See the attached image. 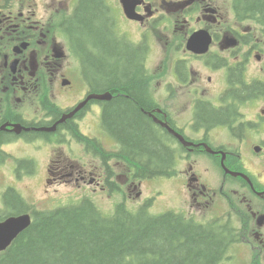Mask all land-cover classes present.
Here are the masks:
<instances>
[{"label":"flooded vegetation","instance_id":"af4514ba","mask_svg":"<svg viewBox=\"0 0 264 264\" xmlns=\"http://www.w3.org/2000/svg\"><path fill=\"white\" fill-rule=\"evenodd\" d=\"M81 1L0 0V221L34 214L39 200L49 201L53 190L74 180L111 188L112 172L119 169L128 172L118 178L129 191L140 184L132 172L139 169V158L128 157L118 136L112 133L128 162L107 158L99 137L88 144L76 135L81 121L88 118L92 126L104 120L106 102L114 97L100 88L85 60L86 51L101 61L111 57L89 39L80 40L81 47L73 36L71 23ZM101 3L111 43L131 51L142 74L149 102V110L142 111L154 134L168 151L179 149L178 165L183 166L190 204L197 207L194 213L198 218L212 209L223 210L217 216L235 213L246 262L264 264L261 25L235 14L227 19L214 0ZM198 30L213 37L204 53L188 47ZM209 112L222 114L205 118ZM172 136L175 143L167 141ZM156 162L152 167L166 165ZM40 165L42 175L35 172ZM101 171L106 172L104 178L97 173Z\"/></svg>","mask_w":264,"mask_h":264},{"label":"trees","instance_id":"16d2710c","mask_svg":"<svg viewBox=\"0 0 264 264\" xmlns=\"http://www.w3.org/2000/svg\"><path fill=\"white\" fill-rule=\"evenodd\" d=\"M233 6L238 17L264 24V0H234ZM71 26L75 38L99 44L111 57L101 61L86 51L85 60L100 88L114 94L106 102L104 123L123 142L128 157L139 158L136 176L166 174L165 166L152 167L156 160L159 165L165 161L166 167L171 166L172 155L142 111L149 110L142 74L133 53L111 43L101 0H82ZM221 114L209 112L205 118ZM232 236L229 223L209 227L186 224L172 213L155 216L145 207L133 211L124 203L107 217L91 200H85L39 213L3 253L0 264H214Z\"/></svg>","mask_w":264,"mask_h":264},{"label":"rangeland","instance_id":"374dc122","mask_svg":"<svg viewBox=\"0 0 264 264\" xmlns=\"http://www.w3.org/2000/svg\"><path fill=\"white\" fill-rule=\"evenodd\" d=\"M215 2L216 4H219L224 8L223 11L226 14V18L229 19L230 18L229 14L232 13V8H231L232 0H215ZM83 129L85 131L90 130L89 128H86V126ZM107 136H108L107 134H104L105 138ZM107 147L113 148L112 146H107ZM18 155H21V153L18 152ZM113 172L120 174L126 173L125 171L118 169ZM38 173L39 175H42L44 173V170L41 169ZM92 177L93 176H91V178ZM178 178H179L178 184H177V177L175 176L171 178L164 177L162 179H150L144 181L141 184V187H138V189L134 191L132 196H130L129 190L127 188H121V190H116L118 195L114 194L111 197H110V193H111L110 191H108L107 193L104 191H100L98 188L97 191H93V187H96L95 184L89 185L88 183H86L88 187L87 188L85 183H83V188H82L81 187L82 185H77V183L73 182L71 183L72 184L71 186L61 191L60 197L56 200L54 205L51 206H54L52 208H56L64 205L76 204L81 199L80 196H76V195L82 191L86 192V190H88V195L92 196V200L97 204L100 210L105 215H111L115 211L116 204L121 201L128 202L129 204L127 205V207L130 208L131 210H133V208L138 207L139 201L137 200H141L142 198L141 197L137 199V197L136 198L134 197L135 192H137L138 190H143V193L146 196H150L153 193V191L160 190V193L162 191V194L160 195L159 193V195L156 197V200L153 201L151 205L148 206L149 209L151 207L150 210L148 209L150 213L157 214L164 212L166 210H170L168 208L172 206H177L179 201H180L179 211H183V205L184 202L186 201V197L184 195L183 182L180 179V177ZM149 200L150 198H147V201ZM137 210H133V211H137ZM234 223H236V221H234ZM239 248H240V255L237 252L230 251L228 254V258L225 259L226 262H222L221 264H249V262H246L247 259L246 250L244 249L243 246H240Z\"/></svg>","mask_w":264,"mask_h":264},{"label":"water","instance_id":"95a60500","mask_svg":"<svg viewBox=\"0 0 264 264\" xmlns=\"http://www.w3.org/2000/svg\"><path fill=\"white\" fill-rule=\"evenodd\" d=\"M30 224V218L27 215L18 216L0 227V250L6 247L17 234L22 232Z\"/></svg>","mask_w":264,"mask_h":264}]
</instances>
